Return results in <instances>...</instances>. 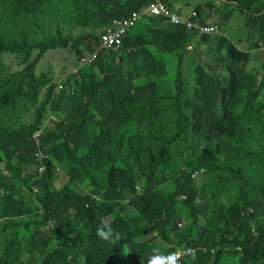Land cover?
<instances>
[{
  "label": "trees",
  "instance_id": "16d2710c",
  "mask_svg": "<svg viewBox=\"0 0 264 264\" xmlns=\"http://www.w3.org/2000/svg\"><path fill=\"white\" fill-rule=\"evenodd\" d=\"M149 1L64 0L70 8L66 22L80 28H91L98 21L107 26ZM226 1L235 2L242 12L249 10V24L260 28L264 49V4L245 11L247 0ZM253 1L259 0H249ZM54 4L53 0H0V55L13 54L22 65L3 73L0 60V241L4 242L0 264H149L156 255L166 257L175 248L188 247L206 252L181 264H228L241 256L245 264H264V219L252 224L246 192L248 188L264 199L263 96H249L255 74L238 76L223 116L213 124L220 141L236 145L234 157L223 152L220 141L201 147L183 105L180 67L168 106H159L156 85L118 91L112 87V76L102 75L107 72L106 61L122 51L124 42L118 50L103 49L94 62L69 72L63 80L65 88L52 95L56 84L47 74L35 73L43 54L71 48L80 57L100 42V34L94 32L76 37L58 33L41 40L30 36L26 24L33 16H53ZM95 8L108 18L99 16ZM175 27L153 42L164 45L180 61L182 49L200 32ZM68 96L75 98L66 113L61 101ZM99 96L110 97V103L98 109ZM31 106V119L23 122ZM48 111L61 116L44 125ZM40 127L42 133L34 137ZM37 151L47 155L42 172L35 166ZM234 159H249L260 179L246 175ZM57 168L68 181L55 188L63 176ZM201 169L225 172L229 176L219 174L217 180L240 183L236 199L219 205L204 226L199 217L206 186L199 190L193 185V174ZM137 174L145 184L126 201L125 191H136ZM179 217L181 228L175 222ZM156 241L166 247L159 249ZM151 249L158 253L147 255ZM38 252L43 254L38 257Z\"/></svg>",
  "mask_w": 264,
  "mask_h": 264
},
{
  "label": "rangeland",
  "instance_id": "374dc122",
  "mask_svg": "<svg viewBox=\"0 0 264 264\" xmlns=\"http://www.w3.org/2000/svg\"><path fill=\"white\" fill-rule=\"evenodd\" d=\"M103 1L105 2L106 0ZM53 2L55 3L52 6L54 15L33 16L31 22L25 26V30L28 34L37 40H41L49 35L56 36L58 33L62 35H77L82 32L83 30L77 29V26L70 25L66 22V16H68L70 12L69 5L65 3L64 0H53ZM147 19L162 23L160 19ZM164 25L166 28L172 29L168 22H164ZM218 26L220 27V25ZM219 29L220 32H223L222 34L199 33L198 36L189 42L192 44L190 48L186 45L184 49H182V59L180 61L178 55L174 54H172V57L160 59L165 69L163 72L161 71L160 76H157L155 81L154 78L150 77L153 75V72L158 75L160 67L155 66L156 68L154 69H152L151 66L145 68L140 67V61L138 59H133L130 52H126V48L128 47L127 41L124 42L123 49L121 48L122 51L120 53H115L106 61L105 68L107 72H104L102 75L112 76V87L117 88L116 90L118 91H128L134 88V86L135 88L140 87L137 84V80L147 75L150 79L146 82L147 85L146 83H142L144 84L143 87L156 85L157 90H155L160 96L159 106H168L170 104L169 96L176 89V78L179 76L178 68L180 67L185 86L183 105L186 113L191 119V131L195 134L196 142L201 147H213L215 142L220 141V136L218 132L214 130L213 124L223 116L227 100L238 76L245 72H250L254 75L255 72L258 71L262 61H264V49L261 44L260 28L253 27L250 28V30H248V28L243 30L235 28L232 31L228 30V34L221 27ZM258 40L260 43H258ZM45 53V56L41 58L36 66V73L47 74V72H50L49 78L54 83L63 80L60 78L64 77L67 72H72L78 64L79 55L71 48L50 49ZM35 55L36 50L32 51V56L34 57ZM129 56L131 57L128 58ZM259 56L262 59H259ZM0 60L4 62H2L3 66L1 67L3 73H8V70L15 71L22 68L19 60L13 54L4 52L0 55ZM260 60L261 62L259 64ZM257 79L258 81H253L254 83L251 86V93L249 96L251 99H255L258 95H262L264 99V66L263 75L259 76ZM79 81L80 80H77V82L75 81V84L77 85ZM41 92H43V90ZM41 92V95L39 94L40 97H42ZM68 97L67 99L62 98L64 101H61V107L65 108L64 110L66 113H69L68 111L71 110L72 98H75L74 96ZM110 99L111 98L108 97L105 100V97L99 96L96 100L97 107H99L98 109L102 108L104 104L108 105ZM33 110L34 107L31 106L29 112L23 117V122L27 120L28 122L30 121ZM60 116L54 115L53 118L58 119ZM146 125L147 123H144V126ZM220 142L223 152H227L234 157L236 145L233 143H225L224 141ZM251 144H254V140L251 141ZM248 160L249 159L245 161H236L234 159V162L236 164H242L243 172L246 175H253L256 180L260 179L258 175H255L252 166L248 165ZM0 170H3L2 162H0ZM57 171H60L59 173L67 178V180L59 182L58 178L55 182V188L61 187L68 181V177L62 170L57 168ZM199 174L195 177L193 185L199 190L206 186L204 192L206 199L200 200L204 205L200 209L199 217L200 225L204 226L210 213L219 207V205H227L229 202L236 199L238 185H240V183L237 180H217V177L220 175L229 176V174L222 171L212 174L204 170L200 171ZM136 176V191H131V189L126 190V201L132 200L135 192L140 193L145 184V179L141 174H137ZM246 192L248 193V199H250L249 204L253 216L252 224H254L256 220L264 219V199L253 196L254 192L248 188ZM180 206L181 208L183 207L181 204ZM175 222L176 227L178 226L177 223H181V226H178L179 228L182 227L183 221L180 217L177 218ZM161 241H156L159 249L166 247ZM3 245L4 242L0 241V255ZM45 251L46 248L43 250V253ZM146 253L147 255H155L158 253V250L151 249L146 251ZM39 254V252L36 253L38 257L42 255ZM201 254H203V251L198 250L197 256ZM242 260H244V258L241 256L240 258H236V260H231L228 264H245Z\"/></svg>",
  "mask_w": 264,
  "mask_h": 264
},
{
  "label": "crops",
  "instance_id": "0c3cea01",
  "mask_svg": "<svg viewBox=\"0 0 264 264\" xmlns=\"http://www.w3.org/2000/svg\"><path fill=\"white\" fill-rule=\"evenodd\" d=\"M163 1L173 11L177 12L180 16L185 17V18H190L193 12H197L201 18V21H203L204 24H208V25L218 24L223 30L227 32V34L229 32L228 30L232 31L235 28L240 29V30H243L245 28H248V30H250V28H253L249 24L250 14L248 13L249 10L247 11V9H251V8L255 9L264 4V0L253 1L252 3L249 2V0H247L243 7L245 11L247 12H242L238 8V5L235 2L226 1V0H163ZM114 2L115 0L105 1V3H110V4ZM95 11L99 16H101L105 20L108 18V14L103 12L102 10L95 8ZM147 18H152V17H145L141 22H139L136 25L135 28L130 30V32L125 37L124 42L125 41L128 42V47L126 48V52L127 51L130 52L132 54L133 59L135 60L138 59L141 62V63L139 62L140 67L145 68V67L151 66L152 69L156 68L155 66L160 67L158 75L153 72V75L150 77V78H154V81H155L156 77L157 76L159 77L161 71L163 72L165 69L164 64L160 61V59H166L168 57H172L173 53H170L164 45H161V44L158 45L154 43L153 40L158 38L159 36H162L165 30H173L176 27L170 24L172 29H168L164 25V22L167 23V21H164L163 19H160V18H155V19L162 20V23H158L156 20H151ZM104 26L105 25H103L102 22L98 21V23H95L94 26L91 28L78 27L77 29L83 30V31L78 33L77 35L82 34V33H89V32L100 34V32L104 29ZM222 33L223 32H220L219 34H222ZM77 35L70 34V36L72 37H76ZM141 40L144 43H142ZM258 43H260L259 40H258ZM190 45L192 44L189 43L187 47L190 48L191 47ZM45 54H43L42 58L45 56ZM130 57L131 56H129L128 58ZM258 58L262 59L260 56ZM260 62L261 60L259 61V64ZM263 66H264V61H262V64L260 65L258 71L255 72L256 79L259 76L263 75ZM76 68H77V65L73 69L72 72H74ZM69 72L71 73V71ZM35 73H36V67H35ZM49 74L50 72H47L48 78H49ZM66 74L64 75V77H61L60 79H63V80L66 79L68 77V76L66 77ZM150 78L147 75H144L143 77L137 80V84L142 88L144 84L149 81ZM75 81L77 82V79ZM140 87L135 88L134 86V88L132 89L138 90L140 89ZM262 100L264 102V99ZM62 109L64 110L65 108H62ZM54 115L58 116L60 115V113H53L52 111H48L44 125H47L50 119H54L53 118ZM63 180L66 181L67 178H65L64 176L59 178V182H63Z\"/></svg>",
  "mask_w": 264,
  "mask_h": 264
},
{
  "label": "built area",
  "instance_id": "2783aa9c",
  "mask_svg": "<svg viewBox=\"0 0 264 264\" xmlns=\"http://www.w3.org/2000/svg\"><path fill=\"white\" fill-rule=\"evenodd\" d=\"M145 17L160 18L167 21L171 25L184 27L188 30L195 29L202 34L220 33V29L217 25L204 24L197 12H193L190 18H185L180 16L177 12L173 11L163 0H150L143 9L132 11L126 18L114 19L110 24L105 26L104 29L100 32V42L97 45V48L90 52L87 51L84 55H81L78 58L79 66L74 70V72H77L82 65L94 62L98 58L99 53L103 51V49L115 51L121 48L124 39L130 32V30L135 28L136 25ZM55 84L56 87L54 88L52 95H56L63 88H65L63 80H59ZM41 127L34 132V137H37L42 133L43 127ZM34 156L36 161L39 162L38 165H35L36 169L38 172H42L44 170L42 159H44L47 155L43 154L40 151H37ZM201 171L204 170L201 169ZM199 172L196 171L193 174V177H196ZM178 226H181V223H178ZM198 250H202L203 253L206 252L204 248L188 247L176 249L171 255L177 257L176 262L178 264H181L183 260L197 258Z\"/></svg>",
  "mask_w": 264,
  "mask_h": 264
},
{
  "label": "clouds",
  "instance_id": "9594fccd",
  "mask_svg": "<svg viewBox=\"0 0 264 264\" xmlns=\"http://www.w3.org/2000/svg\"><path fill=\"white\" fill-rule=\"evenodd\" d=\"M98 235L101 237H106L104 232L98 231ZM177 257L173 255L168 256H154L150 261L149 264H176Z\"/></svg>",
  "mask_w": 264,
  "mask_h": 264
}]
</instances>
